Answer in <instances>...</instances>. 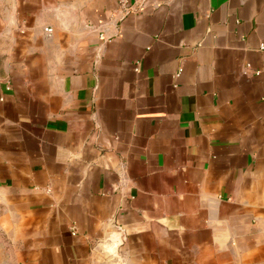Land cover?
<instances>
[{
    "label": "crops",
    "instance_id": "obj_1",
    "mask_svg": "<svg viewBox=\"0 0 264 264\" xmlns=\"http://www.w3.org/2000/svg\"><path fill=\"white\" fill-rule=\"evenodd\" d=\"M127 4L0 0L20 262L264 264V0Z\"/></svg>",
    "mask_w": 264,
    "mask_h": 264
},
{
    "label": "rangeland",
    "instance_id": "obj_2",
    "mask_svg": "<svg viewBox=\"0 0 264 264\" xmlns=\"http://www.w3.org/2000/svg\"><path fill=\"white\" fill-rule=\"evenodd\" d=\"M19 245L12 242V228L0 221V264H22Z\"/></svg>",
    "mask_w": 264,
    "mask_h": 264
},
{
    "label": "built area",
    "instance_id": "obj_3",
    "mask_svg": "<svg viewBox=\"0 0 264 264\" xmlns=\"http://www.w3.org/2000/svg\"><path fill=\"white\" fill-rule=\"evenodd\" d=\"M119 3V7L121 9V11H127L128 10V4H127V0H118ZM47 31H51V28H46ZM262 48H264V45H261ZM262 72V70H257L256 73L260 74Z\"/></svg>",
    "mask_w": 264,
    "mask_h": 264
}]
</instances>
